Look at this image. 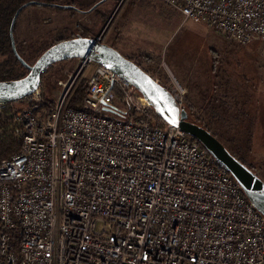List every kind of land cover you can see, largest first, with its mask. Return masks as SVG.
I'll return each mask as SVG.
<instances>
[{
  "label": "built area",
  "instance_id": "2783aa9c",
  "mask_svg": "<svg viewBox=\"0 0 264 264\" xmlns=\"http://www.w3.org/2000/svg\"><path fill=\"white\" fill-rule=\"evenodd\" d=\"M157 1L264 56V0ZM17 103L7 117L20 147L0 162V264H264V218L128 81L80 59L50 102L40 82Z\"/></svg>",
  "mask_w": 264,
  "mask_h": 264
},
{
  "label": "rangeland",
  "instance_id": "374dc122",
  "mask_svg": "<svg viewBox=\"0 0 264 264\" xmlns=\"http://www.w3.org/2000/svg\"><path fill=\"white\" fill-rule=\"evenodd\" d=\"M51 1L55 7L31 5L21 11L14 28L17 45L27 41L49 47L58 38L101 37L102 43L135 61L165 89L175 94L180 89L181 107L190 121L205 124L204 106L210 101L203 98L214 87L215 93H225L232 85L217 87L224 77L221 71L239 80L241 88L236 87L245 97L239 108L246 115L237 119L247 132L236 134L237 145L228 147L264 183V56L259 42L233 44L204 25L183 21L176 10L157 0ZM69 4H75L79 12L63 8ZM77 63L65 61L47 73L52 77L41 83L45 98H54L56 82L66 78ZM58 71L61 75L56 80Z\"/></svg>",
  "mask_w": 264,
  "mask_h": 264
},
{
  "label": "water",
  "instance_id": "95a60500",
  "mask_svg": "<svg viewBox=\"0 0 264 264\" xmlns=\"http://www.w3.org/2000/svg\"><path fill=\"white\" fill-rule=\"evenodd\" d=\"M17 17L18 13L11 23V39ZM12 45L14 48L13 40ZM80 59L91 60L128 81L165 124L177 128L193 139L226 169L229 176L239 185L244 197L264 218V183L256 174L232 156L202 126L187 121L186 111L175 103L169 90L162 87L135 63L122 57L117 50L97 39L77 37L58 42L45 50L32 65H27L19 59L27 68L28 74L17 80L0 82V104L17 103L31 95L38 88L41 75L51 66Z\"/></svg>",
  "mask_w": 264,
  "mask_h": 264
},
{
  "label": "trees",
  "instance_id": "16d2710c",
  "mask_svg": "<svg viewBox=\"0 0 264 264\" xmlns=\"http://www.w3.org/2000/svg\"><path fill=\"white\" fill-rule=\"evenodd\" d=\"M31 5H37V6L41 5V6H48V7L56 6L55 3H53L51 0H0V82L17 80V79L23 78L24 76L28 74L27 68L23 66V64L20 62L19 59H21L27 65H32L38 59V57L45 50H47L50 46L58 42L66 40L64 38H58L57 40L52 42L49 47H44V43H41V42L33 43V42H27V41L20 42L17 45L15 39L14 38L11 39L10 37V27H11L12 20L15 18V15L17 13L19 16V14L24 8L31 6ZM69 5L70 7H63V8L79 12L78 10L74 9L76 8L75 4H69ZM17 18H16V21H17ZM16 21L12 28V37H14V28H15ZM73 38H76V37H71L70 39H73ZM12 40L14 43V48L12 45ZM128 60L132 61L137 66H139L132 59H128ZM58 64L51 66L50 68L47 69V71L44 74L41 75V83L44 82L46 79H48V76L51 75V73L49 74L47 73L50 70H52L54 66ZM142 70L144 71V69ZM54 74L57 75L56 76V80H57V78L61 75V71H58L57 73H54ZM148 75L150 76V74ZM50 77H52V75ZM161 86L163 87V85ZM83 94H84V83L81 82L76 87L75 91L73 92L69 100L68 106L75 108V109H79L81 105L80 101H81ZM46 99L48 102H50V100L47 97ZM17 104L18 103L8 104L10 107L5 109L3 113L0 114V162L4 159H8L11 155L16 153L20 147V141L14 139L10 134L11 123H10V119H8L7 117V115L12 110H18ZM187 121L194 122L201 126V123L199 122L190 121L189 119H187ZM202 127L205 130H207L204 126ZM207 131L210 133L209 130ZM191 140L194 141L193 139ZM222 146L232 156L235 157V154H233L232 151H230L228 146H224L223 144ZM237 160L240 161L243 165H245V163H243L241 159L238 158ZM250 170L252 171V169Z\"/></svg>",
  "mask_w": 264,
  "mask_h": 264
},
{
  "label": "crops",
  "instance_id": "0c3cea01",
  "mask_svg": "<svg viewBox=\"0 0 264 264\" xmlns=\"http://www.w3.org/2000/svg\"><path fill=\"white\" fill-rule=\"evenodd\" d=\"M231 43L234 44V42ZM221 73L223 74L224 77H221L220 81L216 82L217 87L229 83H232L233 86L232 85L228 86L226 89L227 91L225 93H219L218 91L215 93L216 88L214 87L212 88V94H210L208 97L203 98V101L205 100L210 101V103H206L204 106V110L206 111L205 115L207 116L209 121L205 119L206 123L201 124V126H204L207 130H209L210 133L214 136V138H216L224 146H230V145L234 146L237 145L234 143V141L237 138V135L240 133L243 134L244 132H247L246 131L247 129L241 126L242 120L238 122V119H241L243 114L246 115L239 108L242 104L243 98L245 97L241 96L242 94L240 92L241 90H239V87L238 88L236 87V85H238L241 88V84L239 80L236 81L233 78L228 77V74L226 75V73H224L223 71H221ZM199 90L203 91L205 89H199ZM223 106H227V108L230 109L227 110L220 109ZM237 110L240 111L242 115L241 113H238ZM232 133H234L236 137L228 136V134H232Z\"/></svg>",
  "mask_w": 264,
  "mask_h": 264
}]
</instances>
